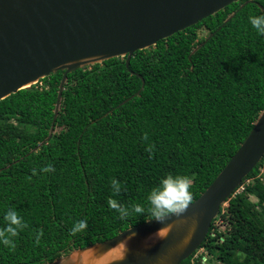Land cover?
I'll return each mask as SVG.
<instances>
[{
  "label": "trees",
  "instance_id": "obj_1",
  "mask_svg": "<svg viewBox=\"0 0 264 264\" xmlns=\"http://www.w3.org/2000/svg\"><path fill=\"white\" fill-rule=\"evenodd\" d=\"M263 7L264 0L233 2L137 50L129 64L127 56L114 57L70 72L55 131L40 146L65 71L1 100L0 227L9 208L28 227L14 251L0 243V264H44L147 221V215L121 220L108 206L113 177L122 184L115 198L124 205L147 208L148 193L169 173L189 176L196 200L264 109V36L248 21ZM149 144L153 153L145 151ZM49 164L54 172L40 171ZM263 167L264 157L212 223L200 246L211 264H264ZM80 219L88 227L73 236L70 228ZM196 253L181 264H202Z\"/></svg>",
  "mask_w": 264,
  "mask_h": 264
},
{
  "label": "water",
  "instance_id": "obj_2",
  "mask_svg": "<svg viewBox=\"0 0 264 264\" xmlns=\"http://www.w3.org/2000/svg\"><path fill=\"white\" fill-rule=\"evenodd\" d=\"M237 1L0 0V101L58 70L65 71L59 85L54 122L40 146L55 131L70 72L114 57L127 56L129 64L137 50L154 46ZM263 157L264 109L213 183L192 201L182 217L168 220L176 226L166 240H148L163 225L154 219L147 220L110 239L73 249L44 264H59L62 257L80 251L88 256L93 247L98 252L111 249L107 253L111 257L118 251L113 246L128 235L129 229L136 236L128 242V257L122 264H181L206 240L221 207ZM194 222L195 234L181 250L179 245ZM105 259L101 257L99 264H104Z\"/></svg>",
  "mask_w": 264,
  "mask_h": 264
},
{
  "label": "clouds",
  "instance_id": "obj_3",
  "mask_svg": "<svg viewBox=\"0 0 264 264\" xmlns=\"http://www.w3.org/2000/svg\"><path fill=\"white\" fill-rule=\"evenodd\" d=\"M248 21L258 35L264 36V14L249 15ZM143 139L145 141L149 139L147 133L144 134ZM154 148V144H149L145 151L153 153ZM40 171L44 173L54 172L55 168L49 164L43 167ZM32 172L33 175L38 174L36 169H33ZM27 179L31 180L32 176H29ZM110 187L112 195L108 198L107 203L112 210L119 214V219L128 220L136 216L147 215L150 217L148 219L149 221L154 219L163 225L157 232L148 238V240H151L152 242H155L156 240H166L172 229L176 226L175 223H168V220L173 216L177 218L182 217L193 201L191 193L192 180L187 175H173L169 173L165 177H162L159 184L153 187L148 193L147 208L140 203L124 205L116 199L115 197H118L122 191V184L117 178L113 177L110 180ZM224 205L222 207H224ZM3 219L4 226L0 227V243L11 251H14L16 248L15 238L20 235L21 231L28 227V224L14 208H9L5 212ZM178 222L182 223V221ZM87 227L88 224L86 219L76 220L70 228V234L75 236L79 233H83L86 231ZM195 230L196 224L194 222L179 245L181 250L187 247L191 242ZM213 232L216 233V230L213 229ZM43 235V229H40L39 232H34L36 245L41 243ZM135 236L136 233L129 229L128 235L113 246L118 251L111 257L107 256V253L110 252L111 249L98 252L97 248L93 247L92 252L88 256H85L83 251L75 252L68 257H62L59 264H99L101 257H106L104 264H122V262L128 257V242ZM213 236H217V233ZM202 264H207V257L203 258Z\"/></svg>",
  "mask_w": 264,
  "mask_h": 264
},
{
  "label": "rangeland",
  "instance_id": "obj_4",
  "mask_svg": "<svg viewBox=\"0 0 264 264\" xmlns=\"http://www.w3.org/2000/svg\"><path fill=\"white\" fill-rule=\"evenodd\" d=\"M43 84L41 83L40 84V86H42ZM263 171H264V167H263V169H262ZM263 171H262V173H263ZM249 181V180H248ZM244 187L242 186V187H240L239 188V190H242ZM238 190V191H239ZM252 200L253 201H256L257 199L254 197V196H252ZM228 205V203H226L225 205H224V207H226ZM217 225H219L220 226V228L222 229V230H225L226 231V228H227V226L224 224V223H222L221 221H217ZM200 257V256H202L203 258L204 257H207V264H211L210 263V258H211V255L210 254H208V252H207V249L205 248H202V249H199L198 251H197V253L195 254V257ZM203 260V259H202Z\"/></svg>",
  "mask_w": 264,
  "mask_h": 264
},
{
  "label": "built area",
  "instance_id": "obj_5",
  "mask_svg": "<svg viewBox=\"0 0 264 264\" xmlns=\"http://www.w3.org/2000/svg\"><path fill=\"white\" fill-rule=\"evenodd\" d=\"M41 82V81H40ZM216 233L215 232H213V235H215Z\"/></svg>",
  "mask_w": 264,
  "mask_h": 264
}]
</instances>
